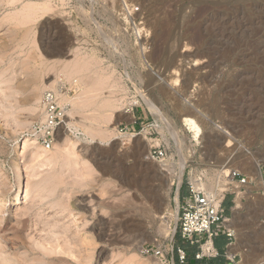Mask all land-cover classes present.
I'll return each mask as SVG.
<instances>
[{
	"label": "rangeland",
	"instance_id": "1",
	"mask_svg": "<svg viewBox=\"0 0 264 264\" xmlns=\"http://www.w3.org/2000/svg\"><path fill=\"white\" fill-rule=\"evenodd\" d=\"M58 62L81 65L76 86L65 81L81 98L67 105L71 132L64 123L60 147L45 148L34 125ZM111 98L113 122L100 110ZM115 122L131 145L106 139ZM150 141L164 161L149 156ZM258 161L264 0H0V264H156L141 250L155 239L170 248L177 193L195 179L216 188L232 169L256 176ZM16 162L23 198L11 205ZM242 195L225 203L230 250L264 264V195Z\"/></svg>",
	"mask_w": 264,
	"mask_h": 264
},
{
	"label": "built area",
	"instance_id": "2",
	"mask_svg": "<svg viewBox=\"0 0 264 264\" xmlns=\"http://www.w3.org/2000/svg\"><path fill=\"white\" fill-rule=\"evenodd\" d=\"M57 87L59 90L67 91L65 81H60ZM59 90L47 88L44 91L41 101L42 117L34 125L39 142L45 148L54 146L58 138V129L65 123L68 116V106L62 102ZM119 128L121 133L129 129L128 126ZM149 156L157 161H164L167 158V149L161 145L151 147ZM227 179L225 181V178L220 175L216 188L200 187L196 183H189L187 194L179 195L177 225L170 248L164 242L155 239L142 247V254L154 256L157 259L156 264H174L176 251L178 263L188 264L187 251L182 247H175L177 235L191 244L199 243L203 238L200 250L195 255L197 259L216 257L219 254L213 242L219 235L224 234L227 237V245L233 246L237 240L236 230L230 225L231 218L227 213L225 202L229 194L238 197L247 190L264 195V164L257 166L256 176L232 169L228 172ZM228 258L230 264H243L242 256L238 252L229 253Z\"/></svg>",
	"mask_w": 264,
	"mask_h": 264
},
{
	"label": "bare ground",
	"instance_id": "3",
	"mask_svg": "<svg viewBox=\"0 0 264 264\" xmlns=\"http://www.w3.org/2000/svg\"><path fill=\"white\" fill-rule=\"evenodd\" d=\"M47 9H49V8H47ZM170 25H171V23H170ZM168 26H169V24H168ZM78 63H75L76 65H72L70 63L69 64H67V63L59 64V62H58L57 64H59V65H56L55 67L53 66L55 75H54V77L49 82H47L45 84L46 89L47 88H55V89L59 90L58 87H57L59 85V82L60 81H62V82L63 81H68V79L71 80L73 86H76V84L79 82V79H76V75H79V73H78V72H80L79 71L80 70L79 67H81V65L79 66ZM64 76H66L67 80H66V78H64ZM71 82L69 84H71ZM71 88H72V86H71ZM59 91H60V94L62 96V102H64V104H65V101H66L67 102L66 105H73V106H75L78 103L79 99L81 98V96L80 95H77V94L70 96L69 92L68 91H65L63 89L62 90H59ZM139 91H141V90H139ZM141 95H142V97H141L142 100L146 103V105L148 106V108H150L151 111L155 112L156 114L159 113V110L154 105V103L151 101V99L147 95H145V94L143 95L141 93ZM119 103H120V99L119 98H116V99L111 98V99H108L106 105H104L103 108L100 109L101 111H109V113H110L109 120L111 122L114 121L115 111L119 107ZM43 117H44V115H43ZM65 123H67V129L65 131V135L67 134L66 136H68L69 132H71V130H72L73 124H72V122L71 123L70 122H66V120H65ZM183 124L184 125H187L191 130L194 131L195 137H198V136L201 135L202 128L199 125L198 121L193 116L186 115L183 118ZM64 127L65 126H63V128ZM107 127H108V129H107ZM63 128L61 126L59 127V129H58V136L61 134ZM104 128L107 129L106 139H108V140H110V138H112V136L123 137L125 139V140H123V142L126 143V144H128V145H131L132 138L135 136L134 134H128V136H127V134H121L117 122H115L113 124V126H111V127L110 126H106ZM88 131H90V130H88ZM226 132L230 134V132L228 130H226ZM118 134H119V136H117ZM62 139H64V136H63ZM62 139H60L58 137L57 140L54 143V147H58V145L60 147V144L62 142L61 141ZM177 139H178V137H177ZM151 141L149 142V149H150V145H152V142ZM42 148H44V147H42ZM259 164H261L260 161H258V165ZM186 165H187V161L184 160V161L181 162V170H180V173H179V176H178V182H177V188L178 189L181 187V184H182V174H183L184 169L186 168ZM12 173H13V176L12 177L16 180V182H17L16 185L19 187V191L14 194V195H16L15 198H13L14 195L10 198V200H11V203L10 204L11 205L19 202L23 198V195L21 194V181H22V177L24 175V166H23V164L22 163H17ZM195 183L198 186L203 187L202 182H200V181H198L196 179H195ZM241 197H243V195H239L238 196V199L240 200ZM175 200H176L177 206H178L179 205V194L178 193L176 195ZM175 214H176V219H177V217H178V210L176 211ZM230 225L231 226H234L235 224H234V222H231ZM165 231L166 232H169V228L167 227L165 229ZM174 233H175V230H173V232H172V237H173ZM262 243H263V245H262V247H263L264 246V239L262 240ZM230 253L233 254V253H235V251H233V249H232V250H230ZM141 264H144V262H141Z\"/></svg>",
	"mask_w": 264,
	"mask_h": 264
},
{
	"label": "crops",
	"instance_id": "4",
	"mask_svg": "<svg viewBox=\"0 0 264 264\" xmlns=\"http://www.w3.org/2000/svg\"><path fill=\"white\" fill-rule=\"evenodd\" d=\"M132 111L131 110L126 111V113L127 112L130 113ZM134 117L136 121L134 124H137L139 118L136 115V113H134ZM186 194H187V190L181 191V195L184 196ZM227 213H230V210L229 212L227 210ZM176 240H177V237L174 242L175 247H182L187 251L188 264H230V261L228 258V254L230 253V247L227 245V237L224 234L215 237L213 240L214 246L218 250L219 254L216 257H204L201 259H197L195 255L200 250V243L203 241V238L201 239V242L194 243V244H191L183 240L181 237H180L181 242L179 244L176 243ZM174 253H175L174 254V264H179L176 251Z\"/></svg>",
	"mask_w": 264,
	"mask_h": 264
},
{
	"label": "trees",
	"instance_id": "5",
	"mask_svg": "<svg viewBox=\"0 0 264 264\" xmlns=\"http://www.w3.org/2000/svg\"><path fill=\"white\" fill-rule=\"evenodd\" d=\"M182 196H183V195H182ZM225 203H226V202H225ZM230 207H231V201H230V204H229V206H228V209L226 208V209L228 210V212H229V210H230ZM228 214H229V213H228Z\"/></svg>",
	"mask_w": 264,
	"mask_h": 264
}]
</instances>
